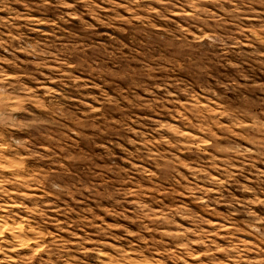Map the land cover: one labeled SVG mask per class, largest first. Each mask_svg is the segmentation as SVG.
I'll list each match as a JSON object with an SVG mask.
<instances>
[{
  "label": "rangeland",
  "instance_id": "rangeland-1",
  "mask_svg": "<svg viewBox=\"0 0 264 264\" xmlns=\"http://www.w3.org/2000/svg\"><path fill=\"white\" fill-rule=\"evenodd\" d=\"M0 264H264V0H0Z\"/></svg>",
  "mask_w": 264,
  "mask_h": 264
}]
</instances>
